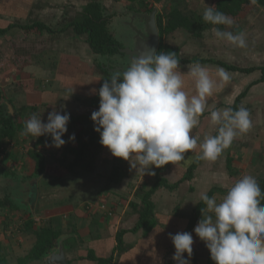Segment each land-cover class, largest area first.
<instances>
[{
	"label": "crops",
	"instance_id": "crops-1",
	"mask_svg": "<svg viewBox=\"0 0 264 264\" xmlns=\"http://www.w3.org/2000/svg\"><path fill=\"white\" fill-rule=\"evenodd\" d=\"M91 1L0 0V30H8L0 34V115L4 119L15 122L30 117L35 106L48 117L54 107L94 127L91 114L99 109L100 97L93 89L98 92L100 88L102 68L121 66L110 56L95 54L89 35H79L72 26L77 13ZM97 1L109 14L126 12L123 19L129 11L144 13L146 8L137 0H130L135 4L129 0ZM239 17L238 24L232 18L230 28L213 27L244 32L245 48L216 38L213 27L199 38H191L181 29L165 40L180 48L181 71L186 73L188 64L199 62L214 79L218 80L217 67L230 74V80L207 98L206 110L193 129L198 142L205 135L217 134L218 126L211 125L209 119L212 110L243 106L250 112V130L239 135L215 161L197 159V148L185 153L184 160L162 168L153 166V176L136 172L128 161L114 157L99 143L100 137L94 161L74 168L73 152L80 147L76 141L59 149L38 146L36 139L21 133L0 141V254L8 264H43V258L58 243L67 264H99L98 259H110L107 264H176L169 233L178 232L193 236L191 264H206L209 249L194 232L202 218V194L215 196L219 203L244 175L260 177L264 164V7L251 3ZM35 24L45 29H22ZM184 80V90L194 94V82L187 76ZM69 135L67 131L65 136ZM34 152L45 156L48 170L36 172ZM116 167L121 169V177L115 182ZM32 180L37 194L31 211L23 203L33 198ZM160 181L165 185L157 186ZM147 194L154 204L153 223L136 229L140 216L135 205L141 206ZM196 217L199 219L190 227ZM122 232L123 247L119 248L117 237ZM41 237L50 241L47 250L40 258L31 257ZM184 257L188 258L187 253Z\"/></svg>",
	"mask_w": 264,
	"mask_h": 264
},
{
	"label": "clouds",
	"instance_id": "clouds-1",
	"mask_svg": "<svg viewBox=\"0 0 264 264\" xmlns=\"http://www.w3.org/2000/svg\"><path fill=\"white\" fill-rule=\"evenodd\" d=\"M256 2L251 0L253 4ZM145 5L144 13L157 9L153 0H146ZM203 20L214 26L231 27L234 23L230 16L209 5L203 11ZM211 31L216 38L234 46H247L244 32L233 33L218 27ZM187 68L186 73L181 71L176 52L141 55L133 58L123 72H114L104 79L98 92L93 89L100 97L99 109L91 114L94 130L100 135L99 143L114 157L128 161L136 172L154 176L153 166L162 168L184 160L185 153L197 148V159L215 161L239 135L252 127L250 112L245 107L217 108L209 117L211 125L218 126L217 134L205 135L198 142L193 129L206 110L207 98L230 80V74L217 67V80L199 62L188 64ZM185 76L194 82V94L184 90ZM69 122V113L56 110L48 114L46 123L33 114L25 121L21 135L50 136L52 142L48 146L59 149L66 143L62 137ZM75 139L73 133L69 141ZM262 199L264 193L251 175L237 180L219 203L215 196L202 194L205 207L194 232L209 249L214 264H264ZM169 238L175 247L172 259L176 264H191L192 234L169 233Z\"/></svg>",
	"mask_w": 264,
	"mask_h": 264
},
{
	"label": "trees",
	"instance_id": "trees-1",
	"mask_svg": "<svg viewBox=\"0 0 264 264\" xmlns=\"http://www.w3.org/2000/svg\"><path fill=\"white\" fill-rule=\"evenodd\" d=\"M153 1L157 4H161L164 0ZM140 2L144 5L146 3V0H140ZM249 4H251V0H213L212 6H215L218 11L227 14L233 19H238L240 13L243 12ZM256 4L264 7V0H257L255 5ZM176 5L177 6H174L171 12H169L168 14H163L164 12L160 10L157 14L156 18L161 42L156 54H159L160 52H176L177 58L180 60V48L167 44L165 42L166 37L175 33L177 30L182 29L187 31L194 37L199 38L202 36V33L205 30L213 27L214 25L206 23L203 20V16H198L196 14L195 16H192L191 14L188 15L181 9L179 3H177ZM152 10L153 8L149 11ZM107 13L108 11L101 2L92 0L79 13V16L73 22L72 26L74 27L76 33H78L79 35H89L88 42L95 54L115 55L119 53L120 45L114 38L115 36L113 35V33L110 31L112 15ZM22 29L26 30L27 32L33 31L34 29H36L37 31H43L45 27L42 24H35L34 26L22 27ZM6 31L8 30H0V34H3ZM102 72L104 74V78L101 81L100 87L103 84V80L109 79L112 75L111 72L105 70L104 68H102ZM36 107L37 106H35L33 109V114L37 113ZM53 110L59 111L57 108L52 107L49 109V113ZM30 117L21 118V120L17 119L14 122L11 119H4L0 115V141L5 142L9 138H14L19 133H22L25 127V121L30 119ZM46 120L47 115L45 118V123ZM67 128L69 134H75V141L80 145L79 150L73 152L76 158L75 161L71 164V168H74L75 166L83 164L85 162L92 163V161H94L95 159L97 151L95 145L97 144V141L100 137L99 133L94 130V127H88L87 125H84L79 118H70V122L68 123ZM29 136L36 139L38 146L49 147L48 145H50L52 142V138L50 136H40L38 138L31 135ZM62 138L66 141V144H70L71 141H69V138H67V136L64 135ZM31 156L35 160L37 173L48 170L45 156L38 152L31 153ZM120 174L121 169L119 167H116L114 170L113 181H118L121 177ZM256 180L262 190V193H264V175L258 177ZM160 185H165V181H160V184H158L157 186ZM157 186H155V189L157 188ZM261 203L264 204V199L261 200ZM135 207L137 208V212H139L140 216L139 223L136 229L146 228L148 225L153 223L154 204L151 201L150 194H147V196H145L141 206L135 205ZM203 207H205V205L202 202L199 209H202ZM197 215L200 216V214ZM198 219L199 217L193 219V224H191L190 227H193L194 223ZM123 235L124 232L119 234L117 237L119 248L123 247ZM44 241L43 238L40 239L39 244H37V246L32 250L31 257L40 258L45 254L47 250V243L50 241L47 242L46 240L45 243ZM0 256V264H8L1 254ZM97 261L99 264H107L108 262H110V259H98ZM206 264H214L210 257V251Z\"/></svg>",
	"mask_w": 264,
	"mask_h": 264
},
{
	"label": "water",
	"instance_id": "water-1",
	"mask_svg": "<svg viewBox=\"0 0 264 264\" xmlns=\"http://www.w3.org/2000/svg\"><path fill=\"white\" fill-rule=\"evenodd\" d=\"M128 18L121 20V24L128 25L132 28V33L127 34L125 36V42H120L117 40V42L120 44L119 53L123 54L124 61L120 62V66L124 65V68L120 71L123 72L127 69V67L130 66V62L133 58L137 56H149L156 54L159 46H160V33L159 28L157 25V9H154L150 13H139V12H131L129 11ZM113 15L114 13H110ZM119 14V13H117ZM116 57L119 58L117 54H115ZM8 106V105H7ZM9 114L14 116L13 109L11 106H8ZM29 185H31L33 188H35L33 193V198L30 200L29 203L25 204V207L29 208L31 211L34 210V200L35 196L37 194V187L35 186V183L30 182ZM31 187V188H32ZM33 192V189L31 190ZM14 194V199H15ZM20 205V204H19ZM43 264H67V259L65 255V251L63 249V246L58 243V246H56L53 250L50 249L49 254L43 258L42 260Z\"/></svg>",
	"mask_w": 264,
	"mask_h": 264
},
{
	"label": "rangeland",
	"instance_id": "rangeland-1",
	"mask_svg": "<svg viewBox=\"0 0 264 264\" xmlns=\"http://www.w3.org/2000/svg\"><path fill=\"white\" fill-rule=\"evenodd\" d=\"M210 2H212V0H164L161 4L155 3V7L157 8V10H160V11L164 12L163 14H168L169 12H171L173 7L177 6L176 4L179 3L180 6H181V9L185 13H187L188 15L191 14L192 16H195V14H196L198 16H203V11H204V9L206 7H208ZM125 13L126 12H123L122 14H125ZM108 14H109V12H108ZM77 15L79 16V13H77ZM113 16H116V15H113ZM113 16H112V19H111L110 31L115 36L114 38L116 40H119L120 42H125V40H126L125 36L127 34L132 33L133 30L128 25H125L124 23L123 24L120 23V21L123 20V18L116 17L113 20ZM127 18H128V16H127ZM240 20H241L240 17L238 19L234 18V21L235 22L237 21L236 24H238V22ZM223 26L226 27V28H230V27L225 26V25H223ZM189 35L191 36V38H195L190 33H189ZM256 36H257V34H256ZM48 55L50 56V54H48ZM117 55L119 56L120 59H118V57H116V55H114L112 57L110 56V57L112 58V60H117L119 62H121V59H122V62H123L124 61L123 54L117 53ZM107 56H109V55H107ZM47 59L50 60V58H47ZM46 115H47V113L44 112V110L41 111V112L37 111V117L38 118L43 119V118L46 117ZM69 136H71V135H69ZM261 170H262V172H261L260 176L264 174V164L261 165ZM68 186H62L61 188H63L64 190L65 189H69Z\"/></svg>",
	"mask_w": 264,
	"mask_h": 264
},
{
	"label": "flooded vegetation",
	"instance_id": "flooded-vegetation-1",
	"mask_svg": "<svg viewBox=\"0 0 264 264\" xmlns=\"http://www.w3.org/2000/svg\"><path fill=\"white\" fill-rule=\"evenodd\" d=\"M117 13H119V12H117ZM121 13H123V12H121ZM117 15V17H119V18H122V15L123 14H116ZM126 17V16H125ZM116 18V16H113V20ZM119 25V24H118ZM109 56H114V55H109ZM106 68V67H105ZM124 68V65L123 66H121L120 68L119 67H117L116 69H111V68H106V70H108L109 72H112L111 70H114V72H117V71H121L122 69Z\"/></svg>",
	"mask_w": 264,
	"mask_h": 264
}]
</instances>
